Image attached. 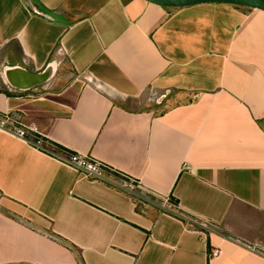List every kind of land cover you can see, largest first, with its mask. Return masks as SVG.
<instances>
[{
  "label": "crops",
  "instance_id": "0c3cea01",
  "mask_svg": "<svg viewBox=\"0 0 264 264\" xmlns=\"http://www.w3.org/2000/svg\"><path fill=\"white\" fill-rule=\"evenodd\" d=\"M0 0V110L264 250V10ZM221 254L210 256L213 248ZM0 264H264L0 131Z\"/></svg>",
  "mask_w": 264,
  "mask_h": 264
},
{
  "label": "built area",
  "instance_id": "2783aa9c",
  "mask_svg": "<svg viewBox=\"0 0 264 264\" xmlns=\"http://www.w3.org/2000/svg\"><path fill=\"white\" fill-rule=\"evenodd\" d=\"M0 131L13 135L37 150L52 158L70 165L83 175L112 186L128 194L137 205L152 206L160 211L180 219L185 227L202 234H221L241 246L254 252L263 253L259 246L251 244L234 236L222 233L219 224L211 219L199 217L183 210L171 194H161L147 186L140 178L134 177L118 168L98 160L90 154H84L59 144L53 139L43 135L37 127L27 126L23 123L21 115L16 112L0 110ZM220 247L213 248L210 256L221 254Z\"/></svg>",
  "mask_w": 264,
  "mask_h": 264
},
{
  "label": "water",
  "instance_id": "95a60500",
  "mask_svg": "<svg viewBox=\"0 0 264 264\" xmlns=\"http://www.w3.org/2000/svg\"><path fill=\"white\" fill-rule=\"evenodd\" d=\"M27 1L33 7L30 1L29 0ZM150 1L163 5V6H169V7H186V6H193V5H197L201 3H227V4H233V5H239V6L259 8V9L264 10V0H150ZM50 67L51 65H49L44 71L37 72V73L29 72L24 69L28 74L36 76L37 81L28 88H20L14 85L13 87L27 90V89H32V88H35L37 86L44 84L51 77L52 73L49 76L45 75L46 71Z\"/></svg>",
  "mask_w": 264,
  "mask_h": 264
},
{
  "label": "bare ground",
  "instance_id": "6f19581e",
  "mask_svg": "<svg viewBox=\"0 0 264 264\" xmlns=\"http://www.w3.org/2000/svg\"><path fill=\"white\" fill-rule=\"evenodd\" d=\"M53 70L54 65H51V67L46 71L45 75L49 76L51 73H53ZM3 76L8 84L20 88H28L37 81L36 76L28 74L21 68H5L3 71Z\"/></svg>",
  "mask_w": 264,
  "mask_h": 264
},
{
  "label": "rangeland",
  "instance_id": "374dc122",
  "mask_svg": "<svg viewBox=\"0 0 264 264\" xmlns=\"http://www.w3.org/2000/svg\"><path fill=\"white\" fill-rule=\"evenodd\" d=\"M2 70H3V68L0 67V82H3Z\"/></svg>",
  "mask_w": 264,
  "mask_h": 264
}]
</instances>
